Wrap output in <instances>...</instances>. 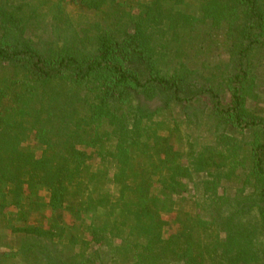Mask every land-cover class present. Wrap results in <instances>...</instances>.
<instances>
[{"label":"trees","instance_id":"obj_1","mask_svg":"<svg viewBox=\"0 0 264 264\" xmlns=\"http://www.w3.org/2000/svg\"><path fill=\"white\" fill-rule=\"evenodd\" d=\"M72 2L45 51L0 4V264H264V0Z\"/></svg>","mask_w":264,"mask_h":264},{"label":"rangeland","instance_id":"obj_2","mask_svg":"<svg viewBox=\"0 0 264 264\" xmlns=\"http://www.w3.org/2000/svg\"><path fill=\"white\" fill-rule=\"evenodd\" d=\"M0 4L5 5L7 9L14 12L15 18L19 24L20 34L19 36L24 39L31 40L37 47L45 51V48L51 44H62L65 37L83 36L86 38L93 37V32L96 30L95 20L93 14L81 7L75 5L72 0H1ZM1 17V16H0ZM1 29V28H0ZM17 29V27H16ZM2 30V29H1ZM0 30V33H1ZM94 40V39H93ZM192 49L191 51H195ZM209 59V56H207ZM210 57L213 58V55ZM213 58V62H216ZM190 64L195 66L196 60L191 58ZM261 71L264 70L260 67ZM263 73V74H262ZM256 96L250 98L247 102L251 109L264 116V72L260 73L258 78V86L255 89ZM206 127L197 128L196 135L198 142H204L209 140V131H205ZM27 145L36 151L37 154L41 153L42 145L37 143L35 135H31L25 142ZM175 146H179L178 139L173 138ZM187 155L184 151L183 160L187 161ZM243 174L240 178L237 177L233 180L223 182V186L220 192H228L230 195L235 193L236 187L239 186L243 179ZM114 186V185H113ZM251 189L250 187H248ZM115 190V186H114ZM45 194V191L42 192ZM180 196L183 194L185 198H189L195 195V191L192 188V182L189 183L188 191L179 192ZM165 218L172 222V227L169 230L174 231L176 224H173L174 213L164 214ZM39 221V224L45 225V217ZM9 232V231H8ZM7 242H10L12 246H17V240L11 236H7ZM22 259L17 258L16 261ZM22 264V262H20Z\"/></svg>","mask_w":264,"mask_h":264}]
</instances>
